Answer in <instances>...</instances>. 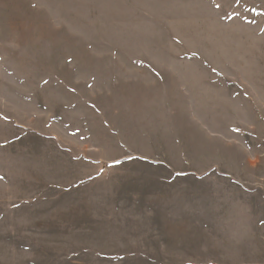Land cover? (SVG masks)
I'll return each mask as SVG.
<instances>
[{
    "label": "rangeland",
    "instance_id": "1",
    "mask_svg": "<svg viewBox=\"0 0 264 264\" xmlns=\"http://www.w3.org/2000/svg\"><path fill=\"white\" fill-rule=\"evenodd\" d=\"M0 264H264V0H0Z\"/></svg>",
    "mask_w": 264,
    "mask_h": 264
}]
</instances>
